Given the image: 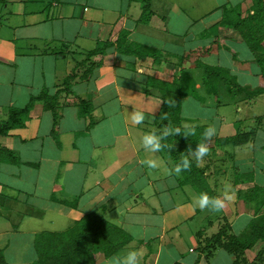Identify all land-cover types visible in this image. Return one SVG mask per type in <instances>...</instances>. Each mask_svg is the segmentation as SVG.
I'll use <instances>...</instances> for the list:
<instances>
[{
    "label": "crops",
    "instance_id": "0c3cea01",
    "mask_svg": "<svg viewBox=\"0 0 264 264\" xmlns=\"http://www.w3.org/2000/svg\"><path fill=\"white\" fill-rule=\"evenodd\" d=\"M251 3L0 0V124L12 108L24 109L44 92L58 97L60 114L55 125L53 112L36 101L24 128L0 136V149L19 160L0 164V251L8 264L34 263L39 234L65 232L89 215L131 236L118 254L143 249L141 264H233L235 258L223 249L207 259L198 234L212 237L227 224L230 235L243 237L264 214L260 193H251L264 189V116L246 114L264 96L244 102L226 95L219 105L208 95L196 59L209 65L206 60L216 57L221 65L213 67L225 61L239 84L261 88L247 83L254 77V86L263 83L251 49L223 24L228 9L245 11ZM146 5L151 11L147 20ZM215 42L219 49L205 55ZM93 52V76L77 78L66 91L67 78L75 70L81 75L77 66ZM182 69L193 76L199 94L182 103L184 127L217 130L201 167L215 197L226 185L236 194L218 213L196 205L199 195L182 184L175 162L164 152L139 146L143 134L159 135L161 93L149 86L150 80L172 84ZM81 101L90 102L92 117L82 113ZM187 103L215 114L186 117ZM231 105L236 107L232 115L224 114L222 109L231 110ZM135 108L145 113L144 123L132 122ZM252 129L255 135L248 143L233 144ZM147 159L160 166L147 167ZM261 247L248 250L246 257Z\"/></svg>",
    "mask_w": 264,
    "mask_h": 264
},
{
    "label": "trees",
    "instance_id": "16d2710c",
    "mask_svg": "<svg viewBox=\"0 0 264 264\" xmlns=\"http://www.w3.org/2000/svg\"><path fill=\"white\" fill-rule=\"evenodd\" d=\"M149 16H151L150 6L146 5L144 19L147 20ZM223 24L225 27L237 31L244 43L251 49L254 61L258 66L257 75L262 78L264 83V0H252V3L246 6L245 11L241 6L228 9ZM218 49L219 45L215 42L213 47L207 49L204 54H212ZM95 54V52L89 54L88 58L77 66V70L82 71L81 75L77 74L75 70L67 78L66 91L72 90V84L77 78L85 81L93 76L96 67L93 60ZM196 61L197 67L204 71L203 83L208 95L212 96L219 105H224L222 98L226 95L233 100L241 98L244 102L254 101L256 98L264 96V87L253 90L251 87L239 84L238 79L228 69L207 65L201 58ZM149 86L158 89L161 93L162 106L157 116L159 119L158 136L162 137L160 150L171 158L176 166L181 165L183 159L191 160L190 169L181 171L182 184L193 187L199 196L201 193H207L210 197H215V192L208 183L205 169L196 166L195 158L189 155L190 149L195 150L198 143L204 142L203 133L207 127H184L183 125V101L187 97L199 98L193 76L182 69L179 77L172 84L151 79ZM36 101L46 104V108L53 112L55 125H57L60 119L58 97H51L48 92H44L37 98H32L26 108H12L7 119L0 124V136H6L16 129L24 128ZM80 107L84 115L92 117L90 102L81 101ZM94 124L92 123L91 126ZM166 129L172 130L173 134L164 137L163 133ZM176 129H180V134H174ZM254 135L255 129L239 134L233 140V144H246ZM3 162L19 164V160L13 152L0 149V164ZM252 192H259L258 198L264 202L263 188H254ZM250 196L245 198L250 200ZM257 196L258 193H256ZM198 238L199 249L206 254L207 259H210L217 250L223 249L235 258L233 264H249L246 257L247 251L262 243L256 259L260 263L264 262V214L251 223L243 237L230 235L229 227L226 224L216 235L203 238L201 231ZM131 242V236L123 230L109 224L103 218L89 215L65 232L39 234L34 244L37 260L32 264H97L98 259L107 260L114 257ZM0 264H8L2 251H0Z\"/></svg>",
    "mask_w": 264,
    "mask_h": 264
},
{
    "label": "clouds",
    "instance_id": "9594fccd",
    "mask_svg": "<svg viewBox=\"0 0 264 264\" xmlns=\"http://www.w3.org/2000/svg\"><path fill=\"white\" fill-rule=\"evenodd\" d=\"M131 120L134 124L139 125L145 122L146 115L143 111L135 108L134 112L131 114ZM216 131L215 127L209 126L203 133L204 142L198 143L195 150H189V155L195 158L196 166H201L203 158L208 155L209 147L207 140L211 139L216 134ZM170 134H173L172 130L166 129L163 136L167 137ZM174 134H180V129H176ZM161 139L162 137L155 133L143 134L139 139V146L146 152L156 153L159 152L162 147ZM143 163L151 169H155L160 166L156 159H147ZM191 165V160L183 159L181 165H178L175 168L176 174H180L182 170L186 171L190 169ZM235 198L236 194L231 185H226L220 196L210 197L207 193H201L195 203L201 210L208 209L212 212L218 213L225 209L227 204L233 202ZM143 256V249L132 248L124 253L111 257L105 261V264H141Z\"/></svg>",
    "mask_w": 264,
    "mask_h": 264
},
{
    "label": "rangeland",
    "instance_id": "374dc122",
    "mask_svg": "<svg viewBox=\"0 0 264 264\" xmlns=\"http://www.w3.org/2000/svg\"><path fill=\"white\" fill-rule=\"evenodd\" d=\"M0 7H1V5H0ZM246 48L248 49L247 46H246ZM206 63H208L209 65H216V64L217 65H221V62L216 57H213L211 60L210 59L209 60H206ZM225 65H226L225 64V61H222V66L223 67H226ZM244 77L246 78V80L248 79L247 76H244ZM241 79H242V77H241ZM254 80H255V77L254 78H250V80H247V81H249L247 83H249L253 87H264V83L259 84L258 86H254ZM254 89H256V88H253V90ZM190 103L194 104L193 102H190ZM190 103H187V105H186V109H185V116L186 117H190V116H192L194 114L196 116H202L203 115L204 117H209V116H212L213 114H215V112L214 113L211 112V109H209L207 111L205 110V112H201V110H195L194 109L195 107L193 108L192 106H190ZM254 105L255 104H253L252 106L250 105L251 107H248L250 112H246V114L249 113V115H252V116H254V115H256V116H264V101L257 102L256 105L255 106ZM230 107L232 108L231 110L228 109V108H224L223 107L224 108V109H222L223 110V113L226 114V115L231 116L232 115V112L234 111V108L236 109V107H234L233 105H231ZM196 109H198V108H196ZM245 110L247 111L246 108H245ZM255 118H257V117H255ZM260 124H261L262 127H264V120H262V122ZM260 124H258V126H260ZM259 251L260 250L258 249V251H254L252 253H249V255H248L249 258L248 257L247 258L248 259L251 258V260H253V262H255V264H264V262L263 263H260L256 259Z\"/></svg>",
    "mask_w": 264,
    "mask_h": 264
}]
</instances>
